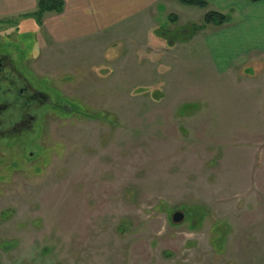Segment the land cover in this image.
<instances>
[{"label": "rangeland", "instance_id": "374dc122", "mask_svg": "<svg viewBox=\"0 0 264 264\" xmlns=\"http://www.w3.org/2000/svg\"><path fill=\"white\" fill-rule=\"evenodd\" d=\"M189 9L171 43L120 50L110 31L57 56L36 14L0 19L6 51L76 105L44 111L37 158L4 144L0 264H264V56L243 69L264 28L175 44L203 19Z\"/></svg>", "mask_w": 264, "mask_h": 264}, {"label": "crops", "instance_id": "0c3cea01", "mask_svg": "<svg viewBox=\"0 0 264 264\" xmlns=\"http://www.w3.org/2000/svg\"><path fill=\"white\" fill-rule=\"evenodd\" d=\"M62 1L64 6L61 12L53 10L43 13L42 18L38 21L39 25L34 28L36 46L46 50L49 56L60 55L57 52L59 49H64L67 52L70 51V53L74 52L76 47L75 41L83 39L104 41L110 31H112L113 41H117L116 43L120 50L125 38L131 40L130 44L134 45L138 43L139 39L151 42L152 36H156L155 34L157 33L160 40L171 43L170 40L167 41L165 39L168 34L160 32L164 28L163 23L170 25V29H165L173 32L183 17L194 16L195 9L189 8H198L181 4L178 0ZM207 1L209 6L207 9H203L204 14L209 10H215L229 15L230 21L221 26H209L203 30L194 32L192 29L193 25H199L202 21L199 18L189 19L185 25H182V27H189L191 29V33L188 34V43L200 36L201 33L205 36L206 41L220 43L217 40V36H220V34L226 35V39H228L229 35L233 36L232 39H237L241 36L243 28L248 25L264 28V0ZM38 5L39 0H0V19L37 14ZM175 16L177 20H172L171 17ZM137 23L145 25L142 30H147L146 25H149V37L145 33L134 34L136 31L134 27ZM129 28L131 31L133 29L134 33L130 32L128 34ZM184 37H186L185 34L171 41L183 40L185 39ZM174 43L176 44V42ZM146 47L147 44L142 49L146 50ZM260 48L262 47L250 48L244 56H264V47ZM253 60L246 57L243 65L247 62L251 63L250 61L253 62Z\"/></svg>", "mask_w": 264, "mask_h": 264}, {"label": "flooded vegetation", "instance_id": "af4514ba", "mask_svg": "<svg viewBox=\"0 0 264 264\" xmlns=\"http://www.w3.org/2000/svg\"><path fill=\"white\" fill-rule=\"evenodd\" d=\"M185 32L190 30L177 34L182 36ZM0 37V155L4 157L5 144L13 150L27 151L29 160L35 159L38 149L43 147L40 137L44 111L71 115L76 105L49 88L50 79L41 80L26 68L25 60L7 52L4 34Z\"/></svg>", "mask_w": 264, "mask_h": 264}, {"label": "trees", "instance_id": "16d2710c", "mask_svg": "<svg viewBox=\"0 0 264 264\" xmlns=\"http://www.w3.org/2000/svg\"><path fill=\"white\" fill-rule=\"evenodd\" d=\"M255 1V0H254ZM181 4L194 6L201 9H207L209 4L207 0H178ZM39 9L36 14L38 21L42 18L43 13L47 11H58L61 12L63 10L64 3L62 0H39ZM172 20H177V17H171ZM230 21V16L215 10L207 11L202 19V22L197 25H193V31L198 32L203 30L209 26H221ZM262 68L264 66L262 65ZM243 69H248L247 64ZM245 72V71H244ZM262 72V70H261Z\"/></svg>", "mask_w": 264, "mask_h": 264}, {"label": "water", "instance_id": "95a60500", "mask_svg": "<svg viewBox=\"0 0 264 264\" xmlns=\"http://www.w3.org/2000/svg\"><path fill=\"white\" fill-rule=\"evenodd\" d=\"M185 218V214L181 211H176L173 215H172V221L173 222H181L182 220H184Z\"/></svg>", "mask_w": 264, "mask_h": 264}]
</instances>
